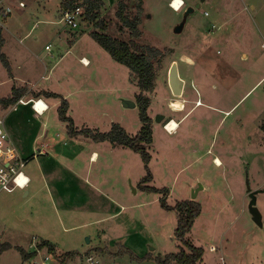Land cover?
I'll use <instances>...</instances> for the list:
<instances>
[{"label":"rangeland","instance_id":"374dc122","mask_svg":"<svg viewBox=\"0 0 264 264\" xmlns=\"http://www.w3.org/2000/svg\"><path fill=\"white\" fill-rule=\"evenodd\" d=\"M63 1H32L24 14L14 9L0 25L1 52L12 63L9 69L0 61V98L24 86L26 99L47 100L39 95L43 88L69 100L68 116L77 130L107 133L119 125L136 136L142 127L139 108L123 106L136 104L140 93L131 72L96 43L91 33L98 28L85 15L77 29L62 22ZM102 1L107 34L165 53L155 63V91L146 94L153 122L150 162L109 142L71 137L59 119L60 103L39 118L30 105L17 112L0 107V120L27 160L24 172L46 186L36 192L31 184L28 198L19 190L0 192V249L11 246L0 253V264H22L18 249L31 253L43 241L60 253L121 264H157V258L178 253L176 212L164 209L161 196L142 191L144 186L167 188L170 207L192 201L202 187L195 200L202 213L189 235L205 250L202 264H264V0H181L179 12L173 0ZM121 2L128 16L138 18L139 38L117 19ZM189 8L194 12L185 18ZM13 20L20 27L16 37L9 32ZM173 62L186 82L181 98L168 86ZM24 80L29 85L19 82ZM196 101L204 105L194 109ZM26 111L31 117L25 124L30 119L43 127L47 118L58 141L53 157H39L34 149L40 144L25 149L18 140L15 130ZM159 115L164 119L157 122ZM170 120L178 127L168 135L164 127ZM252 202L262 227L253 221Z\"/></svg>","mask_w":264,"mask_h":264},{"label":"trees","instance_id":"16d2710c","mask_svg":"<svg viewBox=\"0 0 264 264\" xmlns=\"http://www.w3.org/2000/svg\"><path fill=\"white\" fill-rule=\"evenodd\" d=\"M62 7L65 11L74 10L76 8L83 9L87 21H89V23H95L98 28L91 33L96 43L110 55L114 61L129 69L140 91L136 96V105L139 108L142 127L140 132L133 137L119 125H114L111 131L107 133H101L98 130L92 129L77 130L71 117L68 116L69 104L66 100H63L58 108L60 121L68 125L67 131L71 137H84L96 143L109 142L113 147L130 149L140 154L143 161L148 164L151 157L147 149L153 143V122L149 115L151 100L146 94L155 91L157 81V68L155 67V63L161 62L165 57V53L150 46H141L134 41L127 43L122 40L114 39L107 34L108 27L101 18V10L104 7V2L102 0H64L62 2ZM116 16L122 28L128 29L133 38H139V20L138 18H131L128 16L125 3H120ZM1 48L2 41L0 40V61L5 67L9 68L7 58L2 54ZM26 92L27 88H14L10 97L0 98V107L9 109L16 105ZM45 95L59 98V96L52 93H47ZM150 181H152V177L149 178L148 183ZM141 190L160 195V202L163 208L175 211L178 217L175 238L179 244V252L169 254L164 258H157L155 262L157 264H202L205 250L202 247L195 246L193 241L189 238L195 221L202 213V206L196 201L188 200L177 202L174 207H170L167 204V199L170 195V191L167 188L156 189L144 186ZM39 248H45L54 252L57 251L53 245L45 241L39 244ZM9 249H11L10 245H2L0 253ZM18 250L23 260L33 255L27 253L24 249ZM123 253L124 252H121V254ZM64 256L72 257L73 254L64 253ZM149 259H151V257Z\"/></svg>","mask_w":264,"mask_h":264},{"label":"built area","instance_id":"2783aa9c","mask_svg":"<svg viewBox=\"0 0 264 264\" xmlns=\"http://www.w3.org/2000/svg\"><path fill=\"white\" fill-rule=\"evenodd\" d=\"M26 1L29 0H0V25L4 26L3 24L12 17L16 5ZM173 2H175V0H173ZM183 7L184 3L182 1L179 9H175V11L179 12ZM83 16L84 11L81 8L66 10L63 12L62 22L69 28L77 29L80 26ZM205 16L208 17L209 14L205 13ZM262 48L264 49V44L262 45ZM46 49L49 50L50 46ZM82 63L87 65L85 62ZM39 104L41 105L40 108ZM200 104V101L197 102V105ZM27 105H30L32 110L38 116L44 115L49 110L47 103L38 99H32L29 101L20 99L12 109L13 111H16L19 106ZM171 122H173V120L168 121L164 127L168 133L171 132L167 129ZM26 162L27 161L19 155L10 136L6 132L4 128V120H0V192L14 194L17 190L24 191L29 187L31 182L30 178L24 173V169L27 165ZM35 248L36 250L31 252L33 255L28 259L23 260L22 264H121L118 261L105 262L93 254L66 257L64 256V253H60L59 251L54 252L45 248L40 249L39 245Z\"/></svg>","mask_w":264,"mask_h":264},{"label":"crops","instance_id":"0c3cea01","mask_svg":"<svg viewBox=\"0 0 264 264\" xmlns=\"http://www.w3.org/2000/svg\"><path fill=\"white\" fill-rule=\"evenodd\" d=\"M32 1H34V2H36V1H38V2H36L37 4L41 1V0H29V1H26V2H23V3H21V4H18V5H16L15 6V10H18L19 12L18 13H22V14H24V12H26L27 10H29V8L31 7V4H32ZM14 10V11H15ZM11 19V18H10ZM16 22L17 21H12V23H9L10 24V30H9V32H10V35H12V36H14V37H16L17 36V34H19V29H20V27H14V25L16 24ZM263 45V44H262ZM262 45H261V47H262ZM47 50V49H46ZM68 52H70V51H68ZM4 55H5V57L7 58V61H8V64H9V69H12V63H11V60H10V58L8 59V56L4 53ZM83 60H87V58H85V57H82L81 59H80V62L82 63V62H84ZM10 62V63H9ZM88 62H89V65H90V61L88 60ZM89 65H85V66H89ZM84 66V67H85ZM19 69H21L22 70V68H19ZM44 78V77H43ZM45 78H49V77H45ZM263 79L264 78H262L261 79V81H260V83L263 81ZM14 80H15V78H14ZM19 82H23V83H25V84H27V85H29V83H30V81H28V80H24V81H19ZM15 88H17V87H15ZM18 88H24V86H22V87H18ZM42 92H40V94L39 95H41L42 97H44V98H46L47 100H44V99H42V98H37L38 100H43L45 103H47V105L49 106V110H48V112H46L44 115H42V116H38V115H36L35 114V112L32 110V108H31V111L34 113V117L35 118H39V117H44L45 115H47L48 113H49V111L51 110V107H55L56 106V108H57V105L60 103V105H61V102L63 101V100H66L65 98H64V96H62V95H59V94H56V93H53V92H51V91H49V90H46V89H43L42 88ZM29 91V90H28ZM31 91V90H30ZM47 93H52V94H55V95H57V96H59V98H53V100H60L59 102L57 101V103H54L53 102V100L51 99L52 97H48V96H46L45 94H47ZM8 98V97H7ZM22 99H25V100H27V101H29V100H32V99H26L25 98V95L22 97ZM48 101H50L49 103H48ZM67 102H68V104H69V109H70V102H69V100H66ZM197 102H199V101H196L195 102V107H194V109L197 107ZM201 102V101H200ZM201 104L202 105H204L202 102H201ZM19 107H21V106H19ZM18 107V108H19ZM22 107H28V106H22ZM18 108H17V110L16 111H14V112H17L18 111ZM57 111H58V108H57ZM227 114V113H226ZM49 115V114H48ZM21 118H19L20 120H18V130H15V132L17 133V137H18V140L21 142V144H26V145H24V147L23 148H25V149H29L28 148V144L29 143H31L32 142V144H30V145H39L40 146V149H38V147H37V149H34L35 150V152L37 151L38 152V156L39 157H46V158H50V157H53L54 155L53 154H55L56 152V149H57V144L56 143H58V141L57 140H55V138L53 137V130H48V128H47V118L45 119V122L43 123V127H42V124H41V126L39 125V124H34V123H30V119H28L27 120V123L28 124H25L24 123V118H26V117H31L29 114H28V112L26 111L24 114H22L21 116H20ZM4 128H5V130H6V132L8 133V135L10 136V138H11V135H13L12 134V131H10V130H8L7 129V127L5 126V121H4ZM8 130V131H7ZM67 133H68V131H66ZM168 135H171L170 133H168V132H166ZM173 133H175V132H173ZM55 136H57V135H55ZM13 137H14V135H13ZM11 140H12V142H13V144H14V141H13V138H11ZM14 140L17 142V140L15 139V137H14ZM14 146H15V144H14ZM16 147V146H15ZM16 149H17V147H16ZM17 151H18V149H17ZM35 152H34V154H32L31 155V157H36V154H35ZM18 153H19V155L24 159L25 157H23L21 154H20V152L18 151ZM95 156H97V152H93L92 153V160H94V159H96V157ZM216 158H218V157H216ZM25 160V159H24ZM27 161V160H26ZM222 163V162H221ZM26 167H27V165H26ZM25 167V168H26ZM25 173V172H24ZM26 174V173H25ZM27 175V174H26ZM28 176V175H27ZM29 178H30V185H29V187L26 189V190H24V191H21V190H19V191H21V192H24V194H23V197L24 198H28V196H30V194H31V191L29 190V188H30V186H31V184H33L34 185V189H35V191L36 192H39V191H41V189L43 190L46 186L44 185V186H42L41 187V183L40 182H38V181H36V180H34V179H31L32 177H30V176H28ZM198 196V195H197Z\"/></svg>","mask_w":264,"mask_h":264},{"label":"water","instance_id":"95a60500","mask_svg":"<svg viewBox=\"0 0 264 264\" xmlns=\"http://www.w3.org/2000/svg\"><path fill=\"white\" fill-rule=\"evenodd\" d=\"M197 9L200 8V5L196 6ZM194 12L193 8H189L187 12L185 13L184 17L186 18L189 14H192ZM184 28V22H182L180 25L176 27V33H180L181 30ZM168 86L170 88V91L172 95L175 98H181L183 97L185 87H186V82L182 79L181 74H180V69H179V64L177 62H173L169 72H168ZM123 106L125 108H136L137 105L133 102H123ZM164 119V116H158L156 121L160 122L161 120ZM202 189L200 186L199 190L193 192V197L192 201H195L197 198V195L199 191ZM250 212L253 216V221L259 226L262 227V217L257 208L254 206V203L252 202L250 204Z\"/></svg>","mask_w":264,"mask_h":264},{"label":"bare ground","instance_id":"6f19581e","mask_svg":"<svg viewBox=\"0 0 264 264\" xmlns=\"http://www.w3.org/2000/svg\"><path fill=\"white\" fill-rule=\"evenodd\" d=\"M181 4H182L181 0H175V2H173V4H172V7L174 8V10L175 9L178 10ZM84 62H85V64L88 65V62L86 60H84ZM40 106L41 105L39 104V108H40ZM177 127H178V125L175 122H171L167 129L169 131H171L170 133H173L174 130L175 131L177 130ZM215 162H216L217 165H221V162L218 159H215Z\"/></svg>","mask_w":264,"mask_h":264},{"label":"flooded vegetation","instance_id":"af4514ba","mask_svg":"<svg viewBox=\"0 0 264 264\" xmlns=\"http://www.w3.org/2000/svg\"><path fill=\"white\" fill-rule=\"evenodd\" d=\"M184 22V21H183Z\"/></svg>","mask_w":264,"mask_h":264}]
</instances>
